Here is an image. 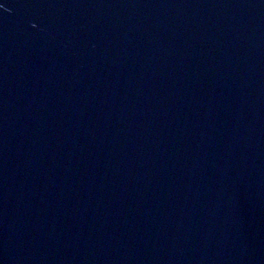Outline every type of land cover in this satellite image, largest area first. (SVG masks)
Here are the masks:
<instances>
[{"label": "water", "instance_id": "95a60500", "mask_svg": "<svg viewBox=\"0 0 264 264\" xmlns=\"http://www.w3.org/2000/svg\"><path fill=\"white\" fill-rule=\"evenodd\" d=\"M0 264H264V0H0Z\"/></svg>", "mask_w": 264, "mask_h": 264}]
</instances>
